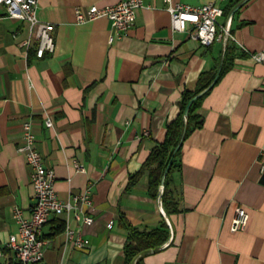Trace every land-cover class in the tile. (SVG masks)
<instances>
[{
    "label": "crops",
    "instance_id": "1",
    "mask_svg": "<svg viewBox=\"0 0 264 264\" xmlns=\"http://www.w3.org/2000/svg\"><path fill=\"white\" fill-rule=\"evenodd\" d=\"M117 1L38 0L37 17L54 25L55 42L40 57L34 44L25 45L27 23L0 4V264H17L4 249L17 230L13 208L28 215L34 203L30 169L17 150L26 121L54 171L57 196L71 200L87 190L93 217L90 225L71 212L45 222L37 264H123L121 214L138 229L164 221L169 231L130 264L138 257L143 264H264V58L252 55L264 51V0H170L222 8L217 28L226 25L229 36L208 45L172 30L166 0H142L133 25L111 41L106 17L75 20L76 6ZM226 46L232 64L202 98V125L180 143L171 185L178 210L166 212L163 176L156 197L148 194L146 172L126 188L128 176L163 141L182 91L218 68ZM239 205L248 218L231 231ZM66 226L88 243L72 246Z\"/></svg>",
    "mask_w": 264,
    "mask_h": 264
},
{
    "label": "built area",
    "instance_id": "2",
    "mask_svg": "<svg viewBox=\"0 0 264 264\" xmlns=\"http://www.w3.org/2000/svg\"><path fill=\"white\" fill-rule=\"evenodd\" d=\"M37 1L0 0V4L4 6L8 17L27 23L29 34L25 45L34 44L35 54L40 57L46 51H52L55 42L54 25L50 22H42L37 17ZM166 1L172 30H188L189 35L202 45H208L215 40L225 42L228 38L229 32L226 25L222 26L220 31L217 28L218 18L222 14V8L218 4L210 1L191 6ZM141 6L142 0H119L102 6L96 4L85 7L76 6L74 14L75 20L79 23L97 17H106L113 30V33L108 36V41H111L133 25ZM252 55L256 60H262L264 51H258ZM44 124L47 127L51 126V119L46 117ZM22 132V142L17 146V150L23 153L30 169L29 177L34 203L28 215H24L19 207L13 208L12 216L17 224V230L8 236L4 248L11 253L12 259L17 264H37L43 256L45 240L42 236V226L45 222L56 215L71 212L75 220L84 225H90L93 217L88 213L91 200L87 190L75 194L71 200H62L57 196L54 190V171L44 164L42 154L35 147L30 122H23ZM76 167L82 170L80 165ZM247 218L248 213L245 208L241 205L236 206L229 229L242 230ZM64 234L66 241L74 247H82L88 243V239L77 229L66 226Z\"/></svg>",
    "mask_w": 264,
    "mask_h": 264
},
{
    "label": "trees",
    "instance_id": "3",
    "mask_svg": "<svg viewBox=\"0 0 264 264\" xmlns=\"http://www.w3.org/2000/svg\"><path fill=\"white\" fill-rule=\"evenodd\" d=\"M231 64L230 47L226 46L224 57L218 64V68L202 71L198 75L194 88L182 91L177 101V115L166 123L163 141L156 142L142 162L140 169L128 176L126 188L134 184L143 172H146L148 194L156 197L158 186L163 176L162 205L166 212L178 210L177 201L173 196L171 188L173 173L179 168V163L175 159V156L183 138L190 131L202 125V116L197 111L202 98ZM184 111H186L185 116ZM119 220L120 224L127 231L122 248L123 264H130L138 254L160 246L168 238L169 231L164 221L150 229H138L132 226L123 214L120 215ZM135 264H143L141 257L136 259Z\"/></svg>",
    "mask_w": 264,
    "mask_h": 264
}]
</instances>
